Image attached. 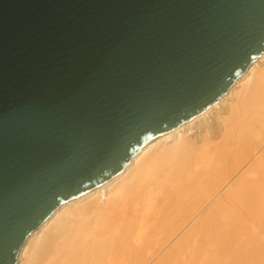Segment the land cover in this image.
I'll use <instances>...</instances> for the list:
<instances>
[{
    "label": "water",
    "instance_id": "obj_1",
    "mask_svg": "<svg viewBox=\"0 0 264 264\" xmlns=\"http://www.w3.org/2000/svg\"><path fill=\"white\" fill-rule=\"evenodd\" d=\"M263 51L264 0H0V264Z\"/></svg>",
    "mask_w": 264,
    "mask_h": 264
},
{
    "label": "bare ground",
    "instance_id": "obj_2",
    "mask_svg": "<svg viewBox=\"0 0 264 264\" xmlns=\"http://www.w3.org/2000/svg\"><path fill=\"white\" fill-rule=\"evenodd\" d=\"M218 108L226 116L216 117L218 134L200 135L196 145L192 130ZM263 145L264 51L209 109L144 143L100 186L60 204L26 237L15 264L223 260L229 247L241 246L246 216L259 211L264 149L229 182Z\"/></svg>",
    "mask_w": 264,
    "mask_h": 264
},
{
    "label": "rangeland",
    "instance_id": "obj_3",
    "mask_svg": "<svg viewBox=\"0 0 264 264\" xmlns=\"http://www.w3.org/2000/svg\"><path fill=\"white\" fill-rule=\"evenodd\" d=\"M219 109V108H218ZM225 116V109L220 108L219 112L214 113L212 116H207L205 123L199 130H192V135L194 137V143L199 145L202 143V136L211 137L213 134H218L219 121L216 117L219 115ZM207 129V133L204 130ZM216 131V132H215ZM202 135V136H200ZM217 141V139L215 140ZM214 143V141H212ZM264 149V145L260 148L259 152L252 156L251 160L245 162L241 169H238L234 177L229 182V184L238 177V175L250 164V162ZM228 166V162H226ZM225 162L221 166L222 169L225 167ZM264 197V193H263ZM259 205V211L256 212L254 216H246L245 220L247 222L246 228L241 231L240 240L241 246L232 245L225 252V258L223 260L219 259L214 261L212 264H264V198ZM263 210V211H262ZM250 221V222H249ZM260 224V225H259ZM251 226V227H250ZM215 240V239H214ZM153 263V262H152ZM151 263V264H152Z\"/></svg>",
    "mask_w": 264,
    "mask_h": 264
}]
</instances>
